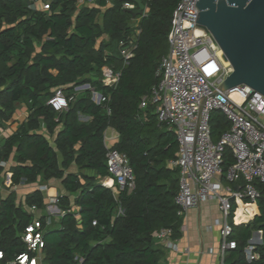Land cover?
I'll list each match as a JSON object with an SVG mask.
<instances>
[{
    "label": "trees",
    "instance_id": "1",
    "mask_svg": "<svg viewBox=\"0 0 264 264\" xmlns=\"http://www.w3.org/2000/svg\"><path fill=\"white\" fill-rule=\"evenodd\" d=\"M142 1L148 3V14L134 26L139 16L124 8V0L81 6L78 0H51L50 10L32 7V0H0V124L11 118L17 102L29 106L27 121L0 144V161L14 162V185L22 178L28 183L59 179L67 192L59 196L64 213L58 224L47 227L42 218L45 264H161L159 231L169 228L174 239L180 236V172L170 166L177 158V138L159 122L153 104L140 106L160 80L158 69L170 49L168 34L180 0ZM121 41L136 43L133 57L121 55ZM107 67L121 72L114 87L103 83ZM85 85L109 101L98 104L90 88L77 89ZM57 88L69 98L68 109L61 112L49 104ZM109 127L119 132L114 148L128 156L136 181L132 191L118 190V196L101 182L108 176L104 134ZM211 127L218 140L229 121L215 111ZM234 161L227 149L224 170ZM73 166L77 171H71ZM6 171L0 166L1 183ZM259 187L262 196L256 202L246 199L254 212L248 222L243 216L234 222L233 202L229 219L236 247L225 252L223 264H264V186ZM33 205L46 208L42 190L28 193L25 203L15 191L0 197V264L27 249L21 234L34 218L26 206ZM256 231L262 232V241L251 244Z\"/></svg>",
    "mask_w": 264,
    "mask_h": 264
},
{
    "label": "built area",
    "instance_id": "2",
    "mask_svg": "<svg viewBox=\"0 0 264 264\" xmlns=\"http://www.w3.org/2000/svg\"><path fill=\"white\" fill-rule=\"evenodd\" d=\"M37 1L32 0V7L50 10V2L37 7ZM80 1L82 2L78 0ZM197 1L199 0H180L177 4L168 34L170 49L162 58L158 69L160 80L151 93L142 99L140 106L146 108L153 104L159 122L176 135L178 153L177 158L170 161V166L178 167L180 172L176 196L179 214L183 216L190 208L210 199L218 200L225 216L223 222L217 221L221 225L223 259L228 249L236 247V241L231 239L233 225L229 219L232 199L245 198L253 203L262 196L259 184L264 186V94L247 85H239L227 91L218 88L233 68L223 59V51L211 32L196 22L200 12ZM144 4V14L139 19L148 14V3ZM124 8L134 10L137 4L126 1ZM135 49L134 42H120L121 55L126 59L135 55ZM120 76V71L107 67L103 71V83L114 87ZM86 87L92 90V98L96 103L106 104L109 101L108 96L95 88L90 85ZM49 104L61 112L68 109L69 98L62 88H57ZM107 108L110 114L111 110ZM215 111H220L229 121V128L218 140L213 139L211 127ZM119 136V132L113 127H109L104 134V143L109 151L108 176L102 180V184L115 188L116 196L118 190L132 191L136 186L128 156L114 148ZM227 149L235 161L225 171L223 160ZM12 163L0 161V166L7 169L2 185L6 189L17 190L28 182L26 178H22L19 184H13V173L10 171ZM46 188L47 185L41 186L42 190ZM51 202L58 204L59 196L52 197ZM26 207L32 214L38 211L36 205ZM239 208L237 206L234 211L233 219L236 223L242 221L237 219ZM123 213L124 210L120 208L119 214ZM45 223L51 226L52 217L47 216ZM45 232L42 217L35 216L21 234L27 249L7 264H45ZM157 237L168 248L178 249L171 229L162 228ZM248 256L250 259L254 258L252 247L248 248ZM3 258L4 253L0 251V259Z\"/></svg>",
    "mask_w": 264,
    "mask_h": 264
},
{
    "label": "water",
    "instance_id": "3",
    "mask_svg": "<svg viewBox=\"0 0 264 264\" xmlns=\"http://www.w3.org/2000/svg\"><path fill=\"white\" fill-rule=\"evenodd\" d=\"M124 1L137 4L131 10L134 18L144 14L142 0ZM196 5L200 10L196 22L211 32L233 68L218 88L247 85L264 94V0H199ZM250 241L260 243L261 232L256 231Z\"/></svg>",
    "mask_w": 264,
    "mask_h": 264
},
{
    "label": "crops",
    "instance_id": "4",
    "mask_svg": "<svg viewBox=\"0 0 264 264\" xmlns=\"http://www.w3.org/2000/svg\"><path fill=\"white\" fill-rule=\"evenodd\" d=\"M50 1L51 0H38L36 2V5L37 7H42L43 3ZM93 4H94V0L92 4L89 5H93ZM78 5L81 6L82 4L78 2ZM138 20L140 19L138 18L134 21H137L138 23ZM104 38L108 40V36H104ZM84 87H86V85L82 87H78L77 89L81 90V88ZM28 117H29L28 104L25 101L17 102L15 104L14 114L11 116V118L0 124V144L4 141L6 137L12 135L22 123L26 122ZM80 118L85 121L91 120V117L89 116H81ZM61 128L62 127L60 126L58 130H60ZM41 131L45 133L46 131L45 125H42ZM13 164L14 162L12 163V165ZM71 171H77V167L73 166L71 168ZM102 180L103 179H101V182ZM57 181H59V183ZM1 184L2 183L0 182V185ZM42 185H47V188L42 190L41 189ZM19 189L22 190L25 189V191L23 192L24 194L21 193L22 198L19 199L20 202L22 201L24 202L26 195L37 189H40L44 192L47 199V206L44 209L38 208V211L35 214H33L34 217L39 216L46 219L47 216H50L52 217L54 223L55 220H57L56 216L60 217L61 215H63L59 205L51 202L52 197L60 196L67 193L62 185L61 180L50 179L48 181H42L39 179L38 182L27 183L25 186L18 188V190ZM11 190L14 189H10V191ZM14 191L16 192L17 190ZM7 196L2 197L1 195L0 197L5 198ZM232 201L235 202L237 206L240 207L239 208L240 211L241 208H243V211H245V208L249 207V205L246 204L245 198L241 200L238 198H233ZM55 209H59L60 212L51 213L52 210ZM239 216L237 219H239ZM253 217H254V213L252 214V218ZM224 220H225V216L220 208V204L218 200L216 199H210L206 202L201 203L198 206L190 208L183 215V224H182L180 236L175 238V242L177 243L178 249L175 250L173 248H168L162 241L160 240L157 241V244L164 251L161 264H222L223 259L221 256V243H222L221 225L218 224L217 221L223 222ZM249 220H245V222H248ZM261 238H262V232H261ZM254 239L257 242L259 240L257 236H255Z\"/></svg>",
    "mask_w": 264,
    "mask_h": 264
},
{
    "label": "rangeland",
    "instance_id": "5",
    "mask_svg": "<svg viewBox=\"0 0 264 264\" xmlns=\"http://www.w3.org/2000/svg\"><path fill=\"white\" fill-rule=\"evenodd\" d=\"M92 2H93V0H82V2L80 1L79 3L80 4H82V5H85V4H92ZM136 23H137V21H133V25L134 26H136ZM86 88H89V87H84V88H81V90H84V89H86ZM220 112V111H219ZM58 183H59V181H57ZM2 185V184H1ZM1 185H0V194L2 195V197L3 196H7L11 191H14V190H11L10 191V189H6V188H4V186L2 185V187H1ZM10 191V192H9ZM18 191H19V193H18ZM25 191V189H17V196H18V198L20 199V198H22V194H24L23 192ZM22 193V194H21ZM72 199H74V196H72ZM59 213L60 211H59V209H55V210H52V212L51 213ZM254 212L252 211V209L250 208V206L249 207H247V208H245V211H243V208H241V211H240V216H243L244 218H245V220H251V218H252V214H253ZM56 219L57 220H55V222H56V224H58V222H59V219H60V217L59 216H56Z\"/></svg>",
    "mask_w": 264,
    "mask_h": 264
},
{
    "label": "bare ground",
    "instance_id": "6",
    "mask_svg": "<svg viewBox=\"0 0 264 264\" xmlns=\"http://www.w3.org/2000/svg\"><path fill=\"white\" fill-rule=\"evenodd\" d=\"M240 210H238V216H239Z\"/></svg>",
    "mask_w": 264,
    "mask_h": 264
}]
</instances>
